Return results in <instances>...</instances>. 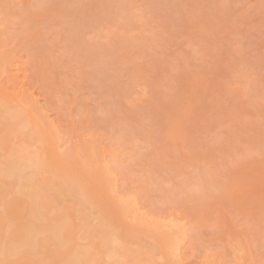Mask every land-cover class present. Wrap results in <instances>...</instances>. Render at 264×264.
I'll return each instance as SVG.
<instances>
[{
    "label": "rangeland",
    "instance_id": "374dc122",
    "mask_svg": "<svg viewBox=\"0 0 264 264\" xmlns=\"http://www.w3.org/2000/svg\"><path fill=\"white\" fill-rule=\"evenodd\" d=\"M0 102L82 182L73 224L156 264H264V0H0Z\"/></svg>",
    "mask_w": 264,
    "mask_h": 264
},
{
    "label": "bare ground",
    "instance_id": "6f19581e",
    "mask_svg": "<svg viewBox=\"0 0 264 264\" xmlns=\"http://www.w3.org/2000/svg\"><path fill=\"white\" fill-rule=\"evenodd\" d=\"M9 110L12 109L6 103L0 102V119H3L1 124L4 127L0 134V146L6 151L4 155L0 153V264H156L155 256L153 257L152 249L150 251L147 248L148 245L142 249L136 247L143 241L136 245L134 243V247H131L117 232L111 230L105 218L103 220L102 217H92L94 214H90L92 211L87 208L90 202L87 205L88 199L86 200L84 195L86 193L83 191V194L81 190L84 188L80 184L82 182L78 183L79 181L73 180L71 174H67L68 171L73 173L70 171L72 169L66 170V173L64 171L68 176H63V172L59 174L58 171L63 168L62 162L58 165L59 168L53 163H47L45 156L48 151L53 150L50 143L47 146L50 145L51 150L43 148L40 153L37 149V152H30L29 148L35 143H43L44 146L47 139L44 140L43 133L33 122L25 119L21 107ZM12 135L23 138L24 144L15 148L10 146L9 137ZM102 172L103 177H107L106 170ZM78 174L80 176V173ZM100 174L97 173L99 177ZM15 194L24 196L26 200H18ZM9 198H13L12 203H9ZM53 199L58 203L57 206L59 202L61 206L63 201L69 204L73 202V206L58 210L51 202ZM75 201H78L76 205ZM82 207L91 212H88L82 221L80 219L82 223L73 224L70 219H73L75 212H80ZM51 213H56L53 218L50 217ZM87 230L91 237L98 241L97 244L82 245L77 241L78 238L81 242ZM79 231L85 233L78 235ZM171 236L172 234L170 238ZM172 238L171 241L167 240L170 244L179 241L176 235ZM173 244L171 249L175 246ZM94 245L97 248L96 253L91 251Z\"/></svg>",
    "mask_w": 264,
    "mask_h": 264
}]
</instances>
